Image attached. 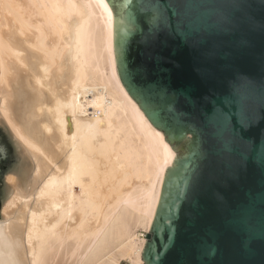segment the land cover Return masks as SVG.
I'll return each mask as SVG.
<instances>
[{
  "label": "bare ground",
  "instance_id": "bare-ground-1",
  "mask_svg": "<svg viewBox=\"0 0 264 264\" xmlns=\"http://www.w3.org/2000/svg\"><path fill=\"white\" fill-rule=\"evenodd\" d=\"M107 0H0V264H144L176 152L117 73Z\"/></svg>",
  "mask_w": 264,
  "mask_h": 264
},
{
  "label": "water",
  "instance_id": "water-1",
  "mask_svg": "<svg viewBox=\"0 0 264 264\" xmlns=\"http://www.w3.org/2000/svg\"><path fill=\"white\" fill-rule=\"evenodd\" d=\"M107 1L120 81L177 154L144 264H264V0Z\"/></svg>",
  "mask_w": 264,
  "mask_h": 264
},
{
  "label": "rangeland",
  "instance_id": "rangeland-1",
  "mask_svg": "<svg viewBox=\"0 0 264 264\" xmlns=\"http://www.w3.org/2000/svg\"><path fill=\"white\" fill-rule=\"evenodd\" d=\"M5 130L4 127H1L0 125V210L7 196L5 177L16 167L17 154V149L14 145V142L12 138L9 137L10 135L8 132ZM121 264L126 263L121 262Z\"/></svg>",
  "mask_w": 264,
  "mask_h": 264
},
{
  "label": "snow or ice",
  "instance_id": "snow-or-ice-1",
  "mask_svg": "<svg viewBox=\"0 0 264 264\" xmlns=\"http://www.w3.org/2000/svg\"><path fill=\"white\" fill-rule=\"evenodd\" d=\"M124 76L129 82L130 90L133 92H136L138 90V80H137V73L136 71L129 65L127 62V59L125 60L124 68H123ZM170 224H174V220H169ZM169 240H173L174 236L172 234L168 237ZM170 244H164L162 245V248L170 247Z\"/></svg>",
  "mask_w": 264,
  "mask_h": 264
}]
</instances>
